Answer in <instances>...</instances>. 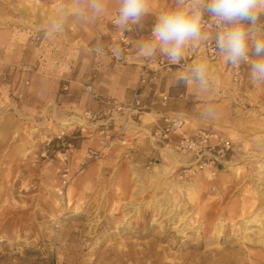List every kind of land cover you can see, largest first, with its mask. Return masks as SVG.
Listing matches in <instances>:
<instances>
[{
    "label": "rangeland",
    "instance_id": "374dc122",
    "mask_svg": "<svg viewBox=\"0 0 264 264\" xmlns=\"http://www.w3.org/2000/svg\"><path fill=\"white\" fill-rule=\"evenodd\" d=\"M112 2L104 0L100 35L92 37L91 28L65 26L85 0H0V264H264V83L250 79L249 67L234 78L223 59H206L200 42L172 67L177 84L162 86L183 132L220 135L231 144L227 156L198 170L193 158L150 138L157 120L150 110L140 120L106 121L111 138L101 150L100 122H85L87 109L68 102L67 80H81V93L93 84L96 101L126 103L146 61L134 55L172 6L147 0L148 14L124 47ZM200 61L209 66L206 88L178 81ZM99 63L111 95L95 87L99 69H87ZM64 121L74 123L63 128ZM88 149L97 156L80 166Z\"/></svg>",
    "mask_w": 264,
    "mask_h": 264
},
{
    "label": "clouds",
    "instance_id": "9594fccd",
    "mask_svg": "<svg viewBox=\"0 0 264 264\" xmlns=\"http://www.w3.org/2000/svg\"><path fill=\"white\" fill-rule=\"evenodd\" d=\"M86 8L78 15L95 19L105 12L104 0H85ZM147 0H119L114 25L127 31L131 25L141 26L148 14ZM217 25L215 47L233 67L249 65L250 79L264 83V0H174V7L161 12L152 27L151 39L139 45L141 54L154 59L159 52L172 64H180L185 49L197 47L207 41L202 25L205 16ZM97 54L104 52L96 48ZM113 55L122 56L121 49H113ZM209 66L200 61L181 72L178 81L207 87ZM211 111V110H209Z\"/></svg>",
    "mask_w": 264,
    "mask_h": 264
},
{
    "label": "built area",
    "instance_id": "2783aa9c",
    "mask_svg": "<svg viewBox=\"0 0 264 264\" xmlns=\"http://www.w3.org/2000/svg\"><path fill=\"white\" fill-rule=\"evenodd\" d=\"M115 16L112 19V23ZM204 20L205 22L202 27L204 32L207 34L208 39L207 41L201 42L203 55L207 60L214 63L223 59L230 74L234 76V78H241L249 65L241 64L239 67H233L228 64L223 54L215 47V33L218 30L217 25L207 15ZM132 28L133 25H131L127 31L121 32L119 41L124 47L129 46L132 43V39L129 37V32ZM149 39H151V35ZM173 66L174 64L170 63L165 56L160 54L151 60L146 58L144 68L141 70L139 75L138 90L126 103L100 100L104 106L102 110L99 112H92L90 110L84 111L83 120L85 122H92L94 120H98L100 122L98 128L100 127L102 129L98 130V133L101 135L98 143L101 146V150H104L108 146L111 138V134H109L110 131L106 129L105 122L113 120V117L116 115H124L127 117V120H133L136 118L140 120L141 115L145 114V111L149 110V108L143 103L141 99V92L138 91H142L143 88L159 79L161 71L169 72L172 70ZM25 85H28V83L25 82ZM83 93L92 96L94 99H98V95L95 92L93 84H87L83 88ZM159 99L161 105L165 106L169 100V95L160 94ZM184 125L185 121L181 115L174 112L164 113L161 114L154 122L149 131V136L156 144L162 145L165 149H169L179 155H188L193 158L196 163L195 168L198 170L207 166L212 167L227 156L229 150L231 149V144L228 140L223 139L216 133H205L203 131H195L194 133L186 134L183 132ZM86 129H88V127ZM61 136H64L63 132H61L60 136L58 135V139H60ZM70 146L71 145H69V147ZM67 153L68 151L60 155L64 161L67 160ZM94 156H97L95 150H86L80 166L84 164L85 160ZM65 172H67V175L63 176L62 188L65 187L70 180L67 168L65 169ZM58 193L61 195L62 190H58Z\"/></svg>",
    "mask_w": 264,
    "mask_h": 264
},
{
    "label": "crops",
    "instance_id": "0c3cea01",
    "mask_svg": "<svg viewBox=\"0 0 264 264\" xmlns=\"http://www.w3.org/2000/svg\"><path fill=\"white\" fill-rule=\"evenodd\" d=\"M46 1H52V0H46ZM169 2L172 5L169 7V9H171L174 7V0H169ZM118 8H119V0H113V2L109 3V5H108V11L109 12L115 11L114 13H116V12H118ZM105 11H106V6H105ZM104 15H105V12H104L103 16ZM101 17H102V15L95 18V19H91L87 15H84V16L81 15L78 19H76L74 21H70L67 24H65V26H66V28L67 27L71 28V24H73L75 27L77 26V27H81V28H84V27L91 28V30L93 32L92 37H96V36L100 35V31H101V30H99L101 28V23H100ZM84 36H85L84 39L86 41H90L89 36H86V35H84ZM135 42L141 43L142 42L141 38L139 39L137 37V40H135ZM94 43H97L96 40H94ZM200 47H202V46L200 45ZM139 53H140V51H138L134 56H136ZM145 60H146V58L144 59V61ZM174 65H178V64H174ZM93 68L99 69L98 79H97V82L95 83V87L97 88V90L102 95H105V96L111 95V90H108V87L106 88V85L104 84V80H105L104 77L106 74L105 66H102L99 63L97 65H94V66L89 65L87 67V69H90V70ZM173 69L175 70L174 72H173ZM173 69L169 72L161 71L159 74V76H160L159 79L155 80L149 86L143 88L141 91V99H142L143 103L146 106H148L150 111L155 112V114L157 115V119L159 118V116L161 114H164V113H168V112L176 113L175 109L173 107H171V103L168 102V103H166L165 106H162L160 99H159L160 94H168V86L174 87L177 84V78L174 75L177 71H179V69H177V68H173ZM114 70H116V69H114ZM136 74L137 73L135 72L132 75V79L130 80V84L132 87L131 90H133V91L136 90L137 86L139 85V75L137 74V76H136ZM163 79L167 82L168 86H166V88L164 86H162ZM67 81H68L69 92L66 95V97H67L68 102L71 103V105H73V104L77 105V106L83 108V111L86 109L87 110H89V109L97 110L99 108L102 109V105H101L100 101H96V100H94V98L92 96L80 92L79 86L82 83L81 80H78L77 78H74V79L71 78V80H67ZM114 92H115V90H114ZM129 98H128V96H126V100H128ZM155 104H156V107H153ZM145 116H149V114H145Z\"/></svg>",
    "mask_w": 264,
    "mask_h": 264
},
{
    "label": "bare ground",
    "instance_id": "6f19581e",
    "mask_svg": "<svg viewBox=\"0 0 264 264\" xmlns=\"http://www.w3.org/2000/svg\"><path fill=\"white\" fill-rule=\"evenodd\" d=\"M72 123H74V121L73 122H71V121H64V122H62V123H60L61 124V126L64 128H66V126H70ZM81 125V124H80ZM125 126H127V125H125ZM169 154V153H168ZM157 170V168H155V170L154 171H156ZM164 171H166V169H164ZM209 173V176L211 177V178H213V173H210V172H208ZM165 173H163V175H164ZM157 206H158V204H157ZM260 221V219H254V220H252L251 222L252 223H258ZM262 230H264V226H262V228H261ZM261 243L262 244H264V241H261Z\"/></svg>",
    "mask_w": 264,
    "mask_h": 264
}]
</instances>
